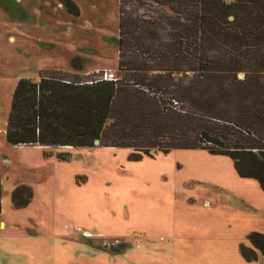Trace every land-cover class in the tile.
<instances>
[{"label":"rangeland","instance_id":"374dc122","mask_svg":"<svg viewBox=\"0 0 264 264\" xmlns=\"http://www.w3.org/2000/svg\"><path fill=\"white\" fill-rule=\"evenodd\" d=\"M71 1L0 0V264H264L239 251L264 233V191L229 156L6 141L20 78L119 77V0Z\"/></svg>","mask_w":264,"mask_h":264},{"label":"trees","instance_id":"16d2710c","mask_svg":"<svg viewBox=\"0 0 264 264\" xmlns=\"http://www.w3.org/2000/svg\"><path fill=\"white\" fill-rule=\"evenodd\" d=\"M117 46L116 79L20 78L6 141L97 140L133 158L201 148L229 156L264 191V0H119ZM31 198L25 185L11 192L15 208ZM247 238L242 257H264V233Z\"/></svg>","mask_w":264,"mask_h":264},{"label":"built area","instance_id":"2783aa9c","mask_svg":"<svg viewBox=\"0 0 264 264\" xmlns=\"http://www.w3.org/2000/svg\"><path fill=\"white\" fill-rule=\"evenodd\" d=\"M103 79H116L113 74L111 73H104L103 76H101Z\"/></svg>","mask_w":264,"mask_h":264},{"label":"water","instance_id":"95a60500","mask_svg":"<svg viewBox=\"0 0 264 264\" xmlns=\"http://www.w3.org/2000/svg\"><path fill=\"white\" fill-rule=\"evenodd\" d=\"M94 143H95V144H98V141L96 140Z\"/></svg>","mask_w":264,"mask_h":264},{"label":"crops","instance_id":"0c3cea01","mask_svg":"<svg viewBox=\"0 0 264 264\" xmlns=\"http://www.w3.org/2000/svg\"><path fill=\"white\" fill-rule=\"evenodd\" d=\"M3 225V224H2ZM258 256V255H257Z\"/></svg>","mask_w":264,"mask_h":264}]
</instances>
